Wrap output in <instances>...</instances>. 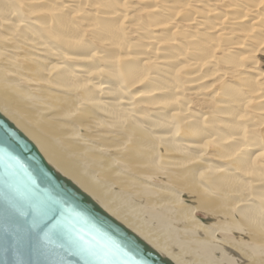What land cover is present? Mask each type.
<instances>
[{
    "label": "bare ground",
    "instance_id": "1",
    "mask_svg": "<svg viewBox=\"0 0 264 264\" xmlns=\"http://www.w3.org/2000/svg\"><path fill=\"white\" fill-rule=\"evenodd\" d=\"M261 56L264 0H0V111L176 264H264Z\"/></svg>",
    "mask_w": 264,
    "mask_h": 264
},
{
    "label": "water",
    "instance_id": "2",
    "mask_svg": "<svg viewBox=\"0 0 264 264\" xmlns=\"http://www.w3.org/2000/svg\"><path fill=\"white\" fill-rule=\"evenodd\" d=\"M0 264L176 263L49 163L0 111Z\"/></svg>",
    "mask_w": 264,
    "mask_h": 264
},
{
    "label": "rangeland",
    "instance_id": "3",
    "mask_svg": "<svg viewBox=\"0 0 264 264\" xmlns=\"http://www.w3.org/2000/svg\"><path fill=\"white\" fill-rule=\"evenodd\" d=\"M262 60L264 61V56H261V58H260V61H261V67L264 66V62H263ZM262 64H263V65H262ZM262 70L264 71V68H263V67H262ZM153 225H154V223H153Z\"/></svg>",
    "mask_w": 264,
    "mask_h": 264
}]
</instances>
